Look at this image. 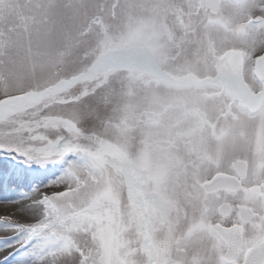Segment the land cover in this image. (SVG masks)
Returning <instances> with one entry per match:
<instances>
[{
  "label": "snow or ice",
  "instance_id": "obj_1",
  "mask_svg": "<svg viewBox=\"0 0 264 264\" xmlns=\"http://www.w3.org/2000/svg\"><path fill=\"white\" fill-rule=\"evenodd\" d=\"M0 264H264V0H0Z\"/></svg>",
  "mask_w": 264,
  "mask_h": 264
},
{
  "label": "bare ground",
  "instance_id": "obj_2",
  "mask_svg": "<svg viewBox=\"0 0 264 264\" xmlns=\"http://www.w3.org/2000/svg\"><path fill=\"white\" fill-rule=\"evenodd\" d=\"M12 211H13V208L11 205L0 204V212H7L10 214ZM9 235H11V234L10 233L6 234L4 232H0V241L7 239ZM0 259H3V255H0Z\"/></svg>",
  "mask_w": 264,
  "mask_h": 264
}]
</instances>
